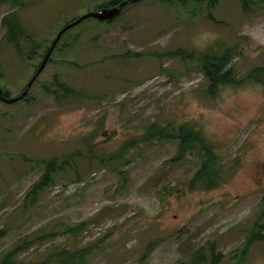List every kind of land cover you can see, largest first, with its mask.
I'll use <instances>...</instances> for the list:
<instances>
[{
  "label": "rangeland",
  "instance_id": "374dc122",
  "mask_svg": "<svg viewBox=\"0 0 264 264\" xmlns=\"http://www.w3.org/2000/svg\"><path fill=\"white\" fill-rule=\"evenodd\" d=\"M21 1L0 4L10 96L61 28L110 0ZM126 5L111 22L68 29L26 96L0 100V263L13 251L32 264H182L213 247L218 264H264V238L250 242L264 234V0ZM12 11L19 49L2 25ZM214 48L231 50L236 81L212 92L199 56ZM58 79L70 97L56 96ZM152 124L203 134L217 184L190 185L203 151L179 159L178 137L140 140ZM50 161V182L33 193Z\"/></svg>",
  "mask_w": 264,
  "mask_h": 264
},
{
  "label": "trees",
  "instance_id": "16d2710c",
  "mask_svg": "<svg viewBox=\"0 0 264 264\" xmlns=\"http://www.w3.org/2000/svg\"><path fill=\"white\" fill-rule=\"evenodd\" d=\"M122 1L123 0H110L106 3H103L101 6H99L98 10L104 7L115 6ZM209 1L217 2L218 0H209ZM3 3H11L12 5L18 6V7H22L24 5V3L21 0H0V4H3ZM243 4L245 8L247 9L246 1H244ZM126 6L127 5H125L123 9ZM121 13L122 11L119 13V15ZM119 15H117L116 17L112 19H108V20H102V19H98V20L111 22L115 20ZM2 25H4L7 29L6 37L8 41L13 43L19 49L21 47L20 40L22 37L25 36L26 33H25L24 26L22 22L20 21L17 12L12 11L6 14L3 18ZM57 44L55 45V47L57 46ZM33 51L35 52V50ZM46 52L44 56L46 55ZM231 60H232L231 50L229 51L227 49L221 50V49L214 48L211 51L202 52L200 54L199 62L201 63L202 69L204 70L205 74L210 80V83H211L210 89L212 90V92L216 91L217 87L222 83L236 81V78L233 74L234 70L231 66ZM57 84H58V89H61L62 90L61 92H63L60 95L59 94L56 95L59 98L70 97L74 93L73 88L67 83L60 81L58 79ZM6 93L7 95H10L9 92H6ZM174 137H178L180 139L178 153L176 155L177 158L180 159L183 156H185L187 151L196 152L198 150V151L204 152L202 166L197 170L193 178L190 180V185L195 186L197 183H201L208 187L215 186L217 182L219 181V177H218L216 170L214 169L213 160L215 159L214 158L215 156L212 152L213 148H212V145H210L209 141L199 131L193 129L192 127L188 125H181L179 127V130L175 132V131L169 130L167 127H164V126L162 127L158 124H152L148 129H146V131L144 132L140 140L150 142L154 138L161 139V138H174ZM135 140L136 141L131 140V142L126 144L125 151L123 150V152H121L118 156L121 157L128 150L127 148H129V146L135 145L138 139H135ZM198 151L197 153H200ZM56 166L57 164L55 163V161L49 162L43 177L33 186L32 188L33 193L38 192L40 189H42L46 184L50 182L51 174ZM255 237L264 238V234L259 233L256 236L253 235L250 238V242H252L255 239ZM222 255H223L222 252L220 251L216 252L215 248L213 247L210 249V252H207L204 247H198L191 252V254L189 255V258L183 261L182 264H218L222 260ZM66 258H69V257L67 256ZM0 264H32V263L17 261V259H15V253L13 251H9L4 255Z\"/></svg>",
  "mask_w": 264,
  "mask_h": 264
},
{
  "label": "water",
  "instance_id": "95a60500",
  "mask_svg": "<svg viewBox=\"0 0 264 264\" xmlns=\"http://www.w3.org/2000/svg\"><path fill=\"white\" fill-rule=\"evenodd\" d=\"M138 0H123L122 2H120L119 4L115 5V6H111V7H104L101 8L100 10H95V11H90L87 12L86 14L78 17L76 20H73L72 22H69L68 24H66L63 28H61V30L57 33L56 37L54 38V40L52 41L51 45L49 46L46 55L44 56L42 62L40 63L37 71L35 72V74L31 77V79L29 80V82L27 83L25 89L19 94V95H15V96H10L7 95L4 91V89L2 87H0V100H5L7 102H14L17 101L19 99H21L22 97H24L28 91L29 88L31 87V85L34 83L36 77L38 76V74L44 69L55 45L58 43L61 35L66 32L68 29L72 28L73 26L81 23L83 20H85L86 18L89 17H95L97 19H102V20H108V19H112L114 17H116L117 15H119V13L122 11L123 7L129 3V2H136Z\"/></svg>",
  "mask_w": 264,
  "mask_h": 264
},
{
  "label": "flooded vegetation",
  "instance_id": "af4514ba",
  "mask_svg": "<svg viewBox=\"0 0 264 264\" xmlns=\"http://www.w3.org/2000/svg\"><path fill=\"white\" fill-rule=\"evenodd\" d=\"M6 93V92H5ZM7 94V93H6Z\"/></svg>",
  "mask_w": 264,
  "mask_h": 264
}]
</instances>
